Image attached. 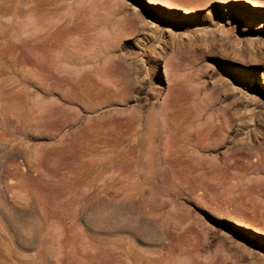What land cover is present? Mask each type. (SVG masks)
<instances>
[{
  "label": "rangeland",
  "instance_id": "1",
  "mask_svg": "<svg viewBox=\"0 0 264 264\" xmlns=\"http://www.w3.org/2000/svg\"><path fill=\"white\" fill-rule=\"evenodd\" d=\"M1 227L4 264H264V6L0 0Z\"/></svg>",
  "mask_w": 264,
  "mask_h": 264
},
{
  "label": "bare ground",
  "instance_id": "2",
  "mask_svg": "<svg viewBox=\"0 0 264 264\" xmlns=\"http://www.w3.org/2000/svg\"><path fill=\"white\" fill-rule=\"evenodd\" d=\"M247 2H250L253 4V6L255 7H261V6H264V0H246ZM156 71L157 72H160V69L159 68H156ZM159 86H160V82H157L154 89H155V92H158L159 91ZM258 186H261V182L259 183ZM237 221V220H236ZM238 223H243V222H240V221H237ZM245 224V223H244ZM101 226V225H100ZM103 226V225H102ZM19 230V231H18ZM24 230V229H23ZM25 232L20 230V229H16V228H5V227H1L0 228V240H7L8 238V234L9 232H14V233H17V232ZM62 233H65V229H62ZM114 251V246L111 242H108V253L110 254L109 256H111V253H113ZM39 252H37V255L33 257V263L36 264L37 260L40 258ZM9 260V258H5L4 256H0V264H4V263H7Z\"/></svg>",
  "mask_w": 264,
  "mask_h": 264
}]
</instances>
